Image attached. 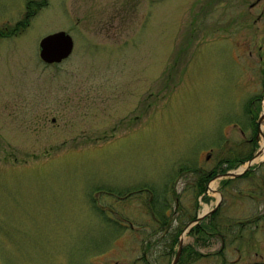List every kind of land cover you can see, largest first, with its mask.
I'll return each instance as SVG.
<instances>
[{
  "label": "rangeland",
  "instance_id": "1",
  "mask_svg": "<svg viewBox=\"0 0 264 264\" xmlns=\"http://www.w3.org/2000/svg\"><path fill=\"white\" fill-rule=\"evenodd\" d=\"M27 1L0 0V26ZM249 1L49 0L0 38V264H172L180 241L205 253L185 264H264L223 227L225 245L186 229L219 199L222 220L262 209L245 182L212 179L206 198L180 170L229 145L262 92ZM59 29L74 51L45 63L40 39Z\"/></svg>",
  "mask_w": 264,
  "mask_h": 264
},
{
  "label": "flooded vegetation",
  "instance_id": "2",
  "mask_svg": "<svg viewBox=\"0 0 264 264\" xmlns=\"http://www.w3.org/2000/svg\"><path fill=\"white\" fill-rule=\"evenodd\" d=\"M257 8V11L254 10ZM255 14L254 22L256 28V35L264 28V0H250L248 2L247 10L243 16ZM261 23V24H260ZM65 90H70L68 87ZM72 97H68L67 101ZM245 113L242 114V119L232 126L230 129V136L225 135L224 142L229 145L213 146L208 151L196 167L190 164L187 167H182V172L193 171L196 175L191 178L197 188L198 196L208 198L206 195L209 191L207 185L209 181L216 178H221L224 184H227L231 179L236 178L245 182L248 187L247 195L255 202L257 207L262 209H254L247 213V211H238L233 209L226 217V220L220 219L218 215L221 199H219L212 208L202 213L204 215L199 218V213L192 214L186 223L187 230L197 233L195 242L200 243L206 241L209 235L220 234L222 240L226 242V235L221 233V227L225 228L228 233L233 234L232 242L238 240L245 245L256 248V253L263 257L260 250L264 249V234L258 237L257 231L264 233V82L262 92L250 97L244 105ZM240 117V118H241ZM55 121L56 117L51 118ZM263 139V142H261ZM201 152L199 155L201 156ZM212 161V162H211ZM245 167L244 170H240ZM240 170V172H239ZM229 171H234L235 174H227ZM188 174V172H187ZM233 191V190H232ZM244 190L236 189L233 191L236 195V203L239 193ZM168 215V213H166ZM201 214V213H200ZM241 214V215H240ZM232 219H228L231 218ZM221 231V232H220ZM201 239H200V238ZM186 256V261H200L201 253L197 251L194 244H186L183 247L182 253ZM262 259V258H260ZM242 260V256L234 259V261ZM248 259H245L247 261ZM256 261L259 258L254 259ZM195 263V262H194Z\"/></svg>",
  "mask_w": 264,
  "mask_h": 264
},
{
  "label": "water",
  "instance_id": "3",
  "mask_svg": "<svg viewBox=\"0 0 264 264\" xmlns=\"http://www.w3.org/2000/svg\"><path fill=\"white\" fill-rule=\"evenodd\" d=\"M40 55L47 62L61 61L67 57L73 50L74 40L70 33L65 30H58L45 35L40 41ZM228 174H235L234 171H229ZM204 213L199 215L202 217ZM182 250V241H180L177 253L172 261V264H177Z\"/></svg>",
  "mask_w": 264,
  "mask_h": 264
},
{
  "label": "trees",
  "instance_id": "4",
  "mask_svg": "<svg viewBox=\"0 0 264 264\" xmlns=\"http://www.w3.org/2000/svg\"><path fill=\"white\" fill-rule=\"evenodd\" d=\"M49 0H28L27 2V11L23 19L19 20L14 27H11L9 24H6L4 26H0V38L2 37H7L13 33L20 32L23 30L28 24H29V19L32 15H34L37 10L48 4ZM181 228L178 229L176 232V235L173 238V242H175L178 239V235L180 234ZM186 261V256L184 252L181 254L180 260L178 264H185Z\"/></svg>",
  "mask_w": 264,
  "mask_h": 264
},
{
  "label": "bare ground",
  "instance_id": "5",
  "mask_svg": "<svg viewBox=\"0 0 264 264\" xmlns=\"http://www.w3.org/2000/svg\"><path fill=\"white\" fill-rule=\"evenodd\" d=\"M242 168V167H241Z\"/></svg>",
  "mask_w": 264,
  "mask_h": 264
}]
</instances>
